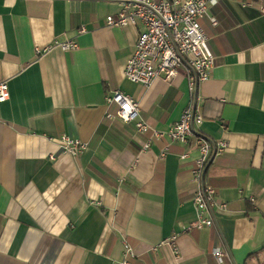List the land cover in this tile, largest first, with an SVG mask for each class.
<instances>
[{
    "label": "crops",
    "instance_id": "0c3cea01",
    "mask_svg": "<svg viewBox=\"0 0 264 264\" xmlns=\"http://www.w3.org/2000/svg\"><path fill=\"white\" fill-rule=\"evenodd\" d=\"M124 1L0 0V264H264V0H225L209 11L216 26L201 21L216 66L197 90L200 131L228 143L206 169L225 206L203 228L194 141L107 116L120 89L167 130L191 98L184 70L126 79L142 26L107 24ZM69 40L78 46L55 43ZM64 134L87 148L64 152Z\"/></svg>",
    "mask_w": 264,
    "mask_h": 264
},
{
    "label": "built area",
    "instance_id": "2783aa9c",
    "mask_svg": "<svg viewBox=\"0 0 264 264\" xmlns=\"http://www.w3.org/2000/svg\"><path fill=\"white\" fill-rule=\"evenodd\" d=\"M225 0H125L117 16L107 17V24L113 27L135 26L138 28L134 50L128 57L124 74L131 82L151 85L156 79L172 81L182 70L188 81L191 98L180 118L167 130L152 128L140 115L139 102L124 91L117 89L106 96L108 104H118L116 113H107L109 118L124 122H135L138 131H152L151 138L164 136L175 142L188 144L194 141L200 154L192 169V181L196 185L193 203L197 209L194 226L210 227L215 223L218 208L225 204L218 199L217 191L206 179V169L212 158L226 150L228 143L215 141L200 131L204 115L197 104V90L207 81L216 66V57L208 46L209 37L201 21L209 16L211 7ZM211 17L213 26L218 19ZM63 50L78 46L74 40L55 42ZM40 53L42 50L37 48ZM10 98L7 81L0 82V101ZM60 146L73 156H78L87 144L67 134L60 138ZM151 146L149 139L144 149ZM188 154L181 157L185 158ZM127 251H130L126 244ZM220 260L225 252H214Z\"/></svg>",
    "mask_w": 264,
    "mask_h": 264
}]
</instances>
